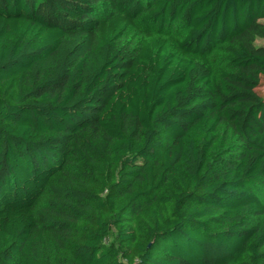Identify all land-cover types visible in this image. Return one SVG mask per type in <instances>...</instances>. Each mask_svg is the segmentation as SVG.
I'll use <instances>...</instances> for the list:
<instances>
[{
    "label": "trees",
    "instance_id": "obj_1",
    "mask_svg": "<svg viewBox=\"0 0 264 264\" xmlns=\"http://www.w3.org/2000/svg\"><path fill=\"white\" fill-rule=\"evenodd\" d=\"M264 0H0V264H264Z\"/></svg>",
    "mask_w": 264,
    "mask_h": 264
},
{
    "label": "rangeland",
    "instance_id": "obj_2",
    "mask_svg": "<svg viewBox=\"0 0 264 264\" xmlns=\"http://www.w3.org/2000/svg\"><path fill=\"white\" fill-rule=\"evenodd\" d=\"M262 23L264 24V20H262ZM255 45L258 47L264 46V39H257ZM231 58H233L234 60L237 59L239 61L252 60L259 66V68H261L260 71L258 72L260 79L258 92L261 96L264 97V54L250 53L244 49H238V50H231Z\"/></svg>",
    "mask_w": 264,
    "mask_h": 264
}]
</instances>
